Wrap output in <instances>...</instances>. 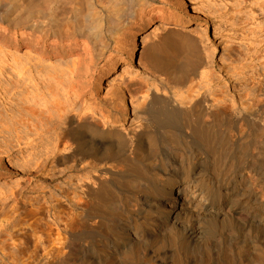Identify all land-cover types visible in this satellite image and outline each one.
<instances>
[{"label": "rangeland", "instance_id": "374dc122", "mask_svg": "<svg viewBox=\"0 0 264 264\" xmlns=\"http://www.w3.org/2000/svg\"><path fill=\"white\" fill-rule=\"evenodd\" d=\"M93 1L96 11L100 9L98 6L101 7L102 2H105L102 17L110 13L108 10L114 8L117 3L113 0ZM165 1L128 0L129 6L135 3L136 7L133 9L132 14L127 16V24L124 31L118 34L117 44L109 41L110 47L104 53L96 55L95 60L91 63L86 59L87 56L84 55L86 51L83 48L95 49L94 42L96 39L87 28L82 29L81 32L76 31L75 34L70 36L72 29H69L67 24L69 23L70 27L75 26L74 15L68 12L63 15L67 22L59 28L58 33L60 36L57 42L52 41L51 35L39 39L36 34L29 37L26 33L28 37H25L22 34L24 30H18L17 33H14L8 29L5 30V25L0 23V264H26L28 261L27 264H31L32 261L37 262L53 246L50 240H53V235L57 229L55 226L58 222L64 221L63 223H65L71 219L73 220V211H70L69 214L68 206H71V202L76 199V194H74L76 193L75 190L77 191L76 186L81 183L79 177H83L85 172L86 175L89 168L85 167V164L79 165L72 161L58 162L54 160L57 153L65 152L63 151L65 144L62 143L61 139H58L61 129L59 128L55 105L59 101L70 106L69 109L72 110V114L80 119L98 120L97 122L101 126L106 128L116 127L115 129H120L129 138L133 136L132 134L138 128V132L140 128L141 130L146 128L145 131L149 133L146 134L145 132L141 141L146 146L155 143L156 148L158 147L157 157L155 156L149 165H142L144 171L141 174L127 173L124 169V175L120 176L118 182L112 186V196L115 197L116 201H119L118 204L120 205H123L126 201L137 200L138 204L135 208L137 211L133 212L134 214L129 212L130 219L138 218L139 222L142 223L145 219L152 220L155 216L157 219L159 218L160 214L157 209L150 207L151 199L156 194H163L162 191L155 190V179H157V176H164L165 171L172 174L180 168L179 158L182 156V150L180 146H176V144L171 146L166 142L167 131L170 130L168 126L170 125L167 124L165 116L158 111L143 110L147 108L141 106L142 96L140 95L143 94L149 84H155L158 79L159 82H157L160 84L168 83L166 78L168 74L155 73L143 54L144 48L148 44L159 40L164 34V29L180 28L184 32L197 31L199 34V46L205 56L207 54V60L205 66L200 67V70L198 69L188 80L190 81L192 78L199 80L198 85L202 92L208 96L210 95L211 99L216 98V107L220 105L221 107L225 106L222 109H225L226 106L230 107V109L226 108L229 111L226 114L231 115L225 116L220 122L217 127L218 130L220 129L217 130V136L221 133L220 131L227 128L229 123L237 125L243 120L246 133H249V131L254 133L258 126L256 124L264 125L262 124L264 123V0H187V4L183 0ZM194 7L199 8L200 11H195ZM149 17H154L156 20L139 33L142 49L136 54V61H134L128 72L115 82L110 83L111 74L123 63L125 49L130 42V27L147 20ZM177 19H184L190 23L184 27H179L178 24L172 23L173 20ZM84 44L87 46H84ZM114 44L117 45L118 49H114ZM163 75L164 78H162ZM189 81L185 85H171L172 88L167 89L172 102L183 99L182 96L186 95L185 90L191 82V85L196 84L198 86L197 81H190V83ZM188 83L189 85H187ZM176 97L181 98L177 100ZM256 97L260 99V103L257 105L253 102ZM157 104L156 107H158ZM249 105L251 107L253 105L258 106L259 108L253 106L254 108L252 107L247 112ZM168 108H171V106L168 105ZM146 113L148 114L146 115ZM230 116L231 118H229ZM259 116L261 117L259 118ZM254 122L255 124H251ZM136 127L138 128L136 129ZM179 128L177 126L173 131L181 138ZM62 148V152H59ZM58 149L59 151H57ZM202 152L205 156L208 155L204 149H202ZM209 160L208 162H210ZM122 162L120 165L125 167L124 161ZM70 164L73 165L70 166ZM171 169L173 170L171 171ZM155 173L158 175L156 176ZM207 199L210 207L216 208L220 205L219 196L213 191H210ZM238 204L239 212L242 215L246 213L241 220L246 222L235 220L234 225L230 228L228 225H220V227L216 220L212 218L205 220V227L212 232L214 231L213 233H216L220 240L223 238L221 241L223 249L219 256L209 252L204 264L214 263L215 259L217 264H220L219 261L221 264L226 262V264H231L232 262L226 256L227 251L233 252L235 264H249L248 259L253 254L264 252V231L249 225L250 220L247 222V217H245L249 214H257L243 202ZM74 213L76 214V212H73V215ZM98 213L88 214V218H84V216L79 218L78 215L79 222H76V224L72 221L75 225L73 228H75L76 234L79 233L74 237V243L80 249L77 254L79 259L86 255L88 257L94 254L97 255L93 248L103 249V247L108 248L115 244L109 224L106 222L105 226L101 225L103 219L101 214ZM53 216H57L60 220L57 217L54 219ZM62 217L67 218H64L67 221L64 219L61 221ZM95 218H98L97 221ZM257 218L264 221L262 216ZM54 221L57 224H54ZM159 221L154 222L152 225L154 227L143 228V226H140L137 229L133 226L132 220L116 221L113 225L116 227V231L123 230L121 239H125V235L128 234L140 236L149 234L150 231L157 232L158 230L155 227L157 223L161 224ZM72 222L70 221V223ZM63 223L61 224L63 227L58 224V231L64 232L65 224ZM77 224L82 227L79 226V229H77ZM227 231L229 234H227ZM46 233H50L48 237L50 240L47 239L48 234ZM175 236L179 242L177 252H179L182 259L185 256L189 257L190 254L191 257H194L202 252L201 244L203 242L201 244H186L181 230L176 231ZM10 237L17 242L16 244L13 241L16 245H13V243L11 245L12 240ZM4 241L8 244V247H5L7 244H2ZM120 243L119 241L118 245ZM151 247H149L150 253L154 254L159 264H174L172 262L173 256H171L172 250H175L174 246L161 247L154 244ZM44 248H47V250L45 251ZM106 248H104L105 251H107ZM155 248L156 250H154ZM191 248L192 250H190ZM196 248L199 249L196 250ZM211 250L212 252L215 251V249ZM35 254L38 256H35ZM14 257H17V260Z\"/></svg>", "mask_w": 264, "mask_h": 264}, {"label": "bare ground", "instance_id": "6f19581e", "mask_svg": "<svg viewBox=\"0 0 264 264\" xmlns=\"http://www.w3.org/2000/svg\"><path fill=\"white\" fill-rule=\"evenodd\" d=\"M113 1H117L114 8L108 10L110 13L102 17V11L105 9L104 1L102 2L103 5L99 4L101 7L98 6L100 9L96 11L93 0H0V23L5 25V30L8 29L14 33H17L18 30H24L22 34L25 37L27 36L26 33L29 37L36 34L39 39L45 38L46 35H51L53 38L52 41L57 42L60 36L58 33L60 30L59 28L63 23L67 22L63 15L68 12L69 14L74 15L73 18L75 26L70 27V24H67L69 29H72L70 36L75 34L76 31L81 32L82 29L87 28L96 39L94 42L95 49L86 47L83 48V50L86 51V54H84L87 56L86 59H88L89 63H91L95 60L96 55L104 53V51L110 47L109 41L117 44V36L120 32L124 31L127 24V16L132 14L133 9L136 7L134 5L135 3L129 6L128 0ZM164 1L165 0H163V2ZM183 1L187 4V0ZM194 10L200 11L197 7H194ZM154 20H156V18L149 17L147 20H144L139 24H134L130 27V42L129 45L126 46L123 63L116 71L113 72V74H111L110 83L115 82L132 67L134 61H136V54L142 49L139 33ZM172 23L178 24L179 27H184L190 22H186L184 19H177L173 20ZM198 35L197 31L184 32L183 30H180V28L168 30L164 29V34L158 41H153L148 44L146 48H144L145 50L143 54L151 65L153 71H155V73L163 72L168 74L166 75L168 83L160 84L158 83L159 79H156L158 81H156V83L152 81L155 84L151 82L153 85L149 84V86L143 91V94L140 95L142 96V102L140 101V104H142V107L147 108H142L143 110H155L165 116L167 124L170 125L168 126L170 130L167 131L166 142L171 146L176 144V146H180L182 150V156L179 158V169H176L172 174L165 171L164 176H157L158 174L155 173L157 176L154 183L155 190L159 192L162 191L163 194H156V196L151 199L152 203L150 207H155L157 209L160 214L159 218L157 219L155 216L152 220L145 219L142 223L139 222L138 218L130 219L128 216L129 212L133 213L137 211L135 209L138 204L137 200L133 199L131 201H126L124 204L122 203L123 205H120L118 204L119 201H116L115 197L112 196V186L118 182V178L120 176L124 175V169L127 173L135 172L136 174H141V172L144 171L142 165H149L152 160H154L155 156L157 157L158 147L156 148L155 143L146 146L143 145L141 141V138L146 132V128L143 130L140 128V131L138 132L139 128L136 127L138 130H136V132L132 134L133 136L131 135L132 137L129 138L120 129H115L116 127L113 128L109 125L110 127L106 128L101 126L97 122L98 120L94 121L89 118L80 119L75 114H72V110L69 109L70 106L64 104L62 101H59L57 105H55V111L58 113L59 128L61 129L58 139H61L62 143L65 144V147H63L64 150L62 148L60 151L59 149L57 151L62 152L63 150L67 152L57 153L55 158H53L58 162L72 161L73 163L79 165L85 164V167L87 166L89 168L86 175L85 172L83 177H79L81 178V181H78L81 183L76 186L77 191L75 190L76 193H74L76 194V199L73 196L75 201L71 202V206H68L69 214L72 211L76 212L74 215L72 212L73 220L70 218V221H74V224H76V222H79L77 217L78 215L79 218L80 216H84V218H86L88 214L99 212L103 219L101 225L105 226L106 222L109 224V228L112 231L111 236H113V242H115V244L112 247H103V249L106 248L107 251L99 247L93 248V251L97 253V255L94 254L90 257L86 255L79 259L77 254L80 249H78L76 243H74V237L79 233L76 234L75 228H73V226L75 227L73 222L70 223V221L68 222L65 220L67 218L64 217V219L62 217L61 221L64 219L67 222H57L59 225L62 223L65 224V229L63 228L64 232L57 230L58 224L54 221V224H57V226H55L57 227V235H55V233L53 235L54 237L52 236L53 240H50V238L48 239L50 233H46L48 234L47 239L52 241L53 246L48 251H46L47 248H44L46 253L41 258L39 257L40 259L36 258L39 259L37 262L34 261V263L32 261L31 264H159L154 254L150 253L151 250L149 247L154 244L161 247L167 245L170 247L174 246L175 250H172L173 253L171 255L173 256L172 262L174 264H204L208 258L207 256L209 255V252L213 253L215 256H219L223 249L221 242L223 238L221 237L222 240H220L217 237L218 235L213 233L214 231L212 232L205 227L204 222L207 218L216 220L219 226H233L235 220H241L243 215H246V213L242 215V213L239 212V202H243L247 207L249 206L248 208L254 211L258 216L264 217V125L256 124L258 126L254 133L250 131L249 133H246L243 120L237 125L229 123L227 128L225 129L224 127L225 130L220 131L221 133L217 136L216 133L220 130L217 129L218 125L225 116L231 115L229 113L226 114L228 111L226 108L230 109V107L226 106L225 109H222L223 106L221 107V105L216 107V98L211 99V97H209L210 95L208 96L202 92L198 85L199 80H194V78H192L193 80L190 79V81H197L198 86H196V84H194L195 86L191 85L192 82L190 83L188 80L189 77L194 75L200 67H203V65L205 66L207 60V54L205 56V53H203L201 47L199 46L200 42ZM70 36H68V38H70ZM84 46L87 45L84 44ZM114 49H118L117 45ZM162 78H164V75ZM187 81H189L190 85L189 83L187 84L189 86L185 90L186 95L182 96L183 99L179 97L181 100L176 97L175 99H179V101L175 100L176 102H172V98L170 97V93L167 89L172 88L171 85H185ZM178 87L180 88V86ZM258 98L259 97H256L255 100L253 99L254 101L252 100L256 105L260 103V99ZM156 104L158 107L155 106ZM168 105H170L171 108H168ZM252 107L249 105V107H247V112ZM256 108L259 107L257 106ZM148 113H146V115ZM260 117L261 116H259V118ZM229 118H231V116ZM251 124H255V122ZM141 125L142 124L140 123V126ZM177 126L180 127L179 130L181 138L173 131ZM148 133L149 132H146V134ZM202 149H204L208 154L207 156L209 157L210 160H208L210 162L207 160L208 157L203 154ZM122 161H124L125 167L120 165V163H123ZM71 165L73 164H70V166ZM172 170L173 169H171V171ZM210 191H213L219 196L220 205L216 208L210 207L208 203L207 196ZM117 207L118 209L116 210ZM251 215L249 214L248 216H245L247 217V222L250 220L249 225L255 226L260 231H264V221L258 219L257 215ZM56 217L57 216H55L54 219H56ZM58 219L60 220V218ZM129 220H132L133 226L136 229L140 226H143V228L150 227L156 220H160L159 222H161V224L157 223V226L155 227L158 230L157 232L150 231L149 234L147 233L146 235L143 234L140 236L137 234H133L132 236L128 234L127 236L125 235V239H121L123 230L121 231L120 229L119 231H116V227H114L113 224L116 221ZM79 226L77 229H79ZM178 230L183 231L184 241L186 244H201L203 242V244H201L202 252L198 255L196 254L194 257H191L190 254L189 257L185 256L182 259L179 256V252H177L179 242L175 236V232ZM227 234H229L228 231ZM248 234H246V236H248ZM39 239L41 240V237H39ZM13 241L17 244L15 240H12L11 245L12 243L13 245L15 244ZM119 241L121 242L120 245H118ZM4 243L5 241L2 244ZM6 244L7 243H5V245ZM5 247H8V244ZM198 249L196 248V250ZM211 249H215V251L212 252ZM154 250H156V248ZM190 250H192V248ZM232 253L233 252L231 251H227L226 256L227 259L232 262L231 264H235L233 261L234 255ZM37 254H35V256ZM16 258L14 257V259ZM248 261L247 262L249 264H264V252L253 254ZM27 263H29V261ZM214 263L217 264L216 259ZM218 263L221 264L220 261Z\"/></svg>", "mask_w": 264, "mask_h": 264}]
</instances>
